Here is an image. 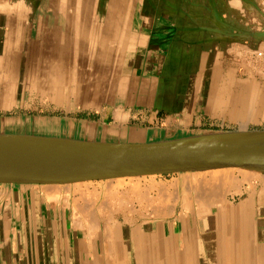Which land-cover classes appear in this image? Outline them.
Wrapping results in <instances>:
<instances>
[{
	"label": "bare ground",
	"instance_id": "1",
	"mask_svg": "<svg viewBox=\"0 0 264 264\" xmlns=\"http://www.w3.org/2000/svg\"><path fill=\"white\" fill-rule=\"evenodd\" d=\"M53 1L0 0V108H10L25 88L40 93L51 89L58 101L69 92L78 98V90L84 88L89 89L86 95L102 92L110 99L117 90L123 96L116 100L124 101L127 94L137 102L167 105L178 87L184 94V108L177 109L181 121L185 122L191 108L203 109L229 121V126L237 123L239 130H179L176 138L168 139L173 131L127 128L121 122L97 127L68 120L49 124L44 119L37 123V119L18 122L8 118L0 120V136L89 144L202 142L264 153V130L247 129L249 124L264 121V0H57L63 6H77L71 10L66 6L61 12L44 7ZM97 4L103 8L94 14ZM137 6H142L141 12ZM172 6L176 17L188 16L201 29L155 45L148 36L151 30H131L130 23L136 19L165 20ZM28 12L38 14L35 23L22 21ZM201 22L211 26L205 28ZM20 39L28 50L23 66L14 47ZM155 50L158 53L149 64L156 66H148L150 56L145 59L141 54ZM122 115L116 109L115 119ZM18 125L27 130L13 131ZM31 127L42 134L32 135ZM24 147L4 151L0 170L47 166L43 157L49 153ZM237 160L71 182L0 181V264L9 262L5 247L17 220L21 225L16 243L24 245L21 264H264V166ZM16 184L41 185L47 200L56 198V190L73 191L78 193L74 204L81 198L77 206L87 212H55V218H41L38 212L34 216L32 212H8L11 199L4 188ZM90 187L105 189L102 203L97 199L101 193L85 198ZM56 217L61 220L60 229ZM67 221L79 230L80 238L74 248L59 251L57 239ZM165 221L182 224V249L175 244L177 237L165 235ZM152 222L160 228L151 230ZM89 241L95 248L92 255L82 249Z\"/></svg>",
	"mask_w": 264,
	"mask_h": 264
},
{
	"label": "crops",
	"instance_id": "2",
	"mask_svg": "<svg viewBox=\"0 0 264 264\" xmlns=\"http://www.w3.org/2000/svg\"><path fill=\"white\" fill-rule=\"evenodd\" d=\"M52 3H53L52 6H50V7L44 6V7H47L48 9L51 8L54 10H58L59 12H61L62 8H65L66 6L68 7L67 10H69V9L71 10V8L77 9L76 5L75 6H71V5L70 6H68V5L63 6L62 3L57 1V0L53 1ZM145 5H146V3L143 6H145ZM94 7H95L94 8V14L98 13L96 11L97 9L102 10V8H103L101 6V4L100 5H98V4L94 5ZM141 8H142V6H140V7L137 6L136 10L139 9V12H141L140 11ZM169 9L170 10L172 9V12H169L170 14H167L168 17L165 16L166 17L165 20L160 21V18H158L157 21H153L151 19H145L144 18L139 22L136 19V20H134V22L132 21V23H130L131 24L130 25L131 30L132 29L137 30L138 27H140V28L145 27L148 29V31L151 30L150 34H148V36H150V40H154V43H153V41H152V43L155 45V44H166V42H163V41L169 42L172 40H177V39L179 40V38L184 37L188 33V31H192L195 28L201 29L202 25H200L199 22H193L192 20H190L188 18V16L186 18L184 16H182L183 19L176 17L177 16V14H176L177 10L174 8V6L170 7ZM14 12H16V11H14ZM72 13L75 14L76 12H72ZM150 13L151 12H149V15H150ZM12 14L14 15L13 12H12ZM26 14H27L25 16L26 19L25 18L22 19V21L25 24L26 23H35V21L38 19V16H37L38 14H35L34 12H28ZM186 14L188 15V13H186ZM179 20H181V21H179ZM202 23L203 22H201V24ZM140 24H141V26H140ZM162 24H164L165 26ZM203 25L205 26V28L211 26L210 23L209 24L203 23ZM162 26H163V28H162ZM202 33L206 34L204 32H202ZM152 34H153V36H152ZM176 35H177V37H176ZM207 36H212V34H209V35L207 34ZM151 37H153V38H151ZM203 37H205V36H203ZM82 43L84 44V41L80 42V44H82ZM14 47H15L16 51L18 52L19 57L22 59L24 58V52L28 53L27 49H25L26 51L24 50L23 41L20 44L17 42L14 45ZM149 47L151 48V46H149ZM18 49L21 53L18 51ZM29 53H30V51H29ZM156 53H158V52H156V50L152 51L151 53L148 52V54L143 53V54H141V57L146 59V57L150 56V58H149V61H150L152 55H155ZM146 55H148V56H146ZM149 61H147L148 66H156L155 63L153 65H150L149 63H152V61H150V62ZM21 62H22L21 65L23 66L24 65L23 64L24 59ZM19 67L21 68V66H19ZM20 68H17V70H20ZM174 90L175 91H173V94L171 96L172 98L170 99L171 102H170V104H167V105H164L163 103L161 105H156V104H153L151 102H147V103L137 102L134 99V97L132 98V95H131V98L133 100L132 99L130 100V98L128 97L127 94H126V98L124 99V101L121 99L116 100V98H120L122 95V93L117 91V90L113 91L114 94L112 93V95H110L111 96L110 99H106L102 92H100V94L99 93L97 94V92H96L94 94L88 95L89 98H91V99L86 101L85 104L87 103L91 106H94V103H95V105L98 106L96 111H95L97 113V115H98V113H100V116L98 115V120H99L98 122L93 121V120H86V119H82V118L77 119L78 115H75V117H73V118L68 117L67 120L72 121L74 123H84L85 122V123H89V124H92L93 126H97V127H98V124H99V127H103V126H108V125L110 126L112 124H115V122H121L122 126H126L127 128L132 127V128H136V129H142V128L143 129H146V128L147 129H164V130H168V131H173L171 133L172 135H168V139L176 138V134L179 130L212 131L211 129H206L207 126H205V123H204L206 121H220L221 123H226V120L223 119V121H224L223 122L221 117H212L211 115L202 111L203 109L202 110H199V109L194 110V108L190 109V112L192 111L191 114L188 115L185 122L181 123V118L178 116V113L180 110H177V109H181L183 107L184 103H183V99H182L183 96L182 95H184V94H182L183 91L178 87ZM179 93H181V94H179ZM175 94L176 95L178 94V95L175 96ZM20 95H21L20 96L21 98L18 99L10 108H0V112L5 110V113L10 115L9 117L8 116L0 117V120L1 119L2 120L8 119V118L12 121H18V122H19V120H24V115L20 114L18 116H14V114L18 113L17 112L18 110H24V99H23L24 98V90H22L20 92ZM69 95L66 96V94H64V96H66L67 98H64V96H63V101L57 100L58 103L61 102L64 105H69L71 103V100H73V103H75V102L77 103L78 98H75L76 96L72 95V93L70 94V92H69ZM71 97H72V99H71ZM66 100H67V102H66ZM120 100L122 102L120 104H118L117 102H119ZM115 102H116V104H115ZM116 109L121 110V112L123 114L122 119H119V120L115 119ZM68 110H69V112L73 111V110H71V107H69ZM108 120H110V123L106 124L105 122ZM186 121L189 123H187ZM18 122H16V123H18ZM145 122L150 123L151 125H146ZM227 122H229V121H227ZM234 124H237V123H234ZM20 127L21 126L18 125L19 129L13 130V131L18 132V133H24V129H23L24 126H22V128H20ZM216 131H219V130H216ZM155 140H158V139H155ZM93 189H94V192H93ZM93 189L90 187L87 189L88 192H86V191L84 192L85 198H87V196H88V198L95 196V195H92L95 192H97L99 194L101 193L100 197H98L97 199H98L99 203H102V200H104V198H103L104 195H102V194H104L105 189L103 187H93ZM0 190H2L1 187H0ZM4 190L10 194L9 198L11 199L10 200V208H9L8 212H32L33 216H34V214H36L38 212V214L41 218L47 217L48 215L52 216V218H55V212H84V211L87 212L86 210L83 211L80 207L77 206V204H80V201L82 203V200L80 197H79L80 199H77L78 203L74 204L73 201L75 200V198H78V196H77L78 193H75L73 191L65 192V190H63V189L56 190L55 192H58V193H54L55 196L57 195L56 198L54 197L55 200L54 199L47 200L45 197V192L42 190L41 185H39V184H22V185L16 184V185H12L11 187L10 186L5 187ZM133 200L135 201V196L133 197ZM115 210H116V212H120L119 209L115 208ZM94 212H102V211L96 209V211H94ZM103 212H104V210H103ZM113 212H115V211H113ZM59 221L61 222V220L56 217V225L58 226V229H60V227H61V223H59ZM19 223H20V221L17 220L15 228L12 226L10 229V236H11L12 242L10 241L8 243L9 247L8 246L5 247L6 256L8 257V261H9V262H6L5 264H19V263L21 264V263H24V252H23L24 251L23 250L24 245L18 246L16 243V235L18 232L17 229L21 225V223H20V225H19ZM182 227L183 226L179 221L176 222L175 224H171V225L168 221L164 222L165 235L169 236V237H172V236L175 238L177 237L175 244H176V246L180 244L179 246H177V248L179 247L178 248L179 250L182 249L183 245H184V243H183V228ZM158 228H160V227L158 226V224L156 222L151 223V230H157ZM78 233H79V230L78 231L75 230V228L72 226L70 221L69 222L67 221V225H66L64 231H62V230L60 231V235H59L60 237H58V239H57V246L59 247L57 249L59 251H61L64 247L74 248L75 247L74 242H76L78 240V238H80V234H78ZM64 242H66V243H64ZM171 245H172V243H171ZM82 249L84 251V254L86 253L88 255H92L95 253V248H94V245L92 244L91 241H89L88 244L86 245V247H84ZM4 260H6V259H4Z\"/></svg>",
	"mask_w": 264,
	"mask_h": 264
},
{
	"label": "water",
	"instance_id": "3",
	"mask_svg": "<svg viewBox=\"0 0 264 264\" xmlns=\"http://www.w3.org/2000/svg\"><path fill=\"white\" fill-rule=\"evenodd\" d=\"M25 146V147H24ZM10 147L29 149L49 155L47 166L30 169L18 166L0 170V181L71 182L124 174L165 172L197 166L226 165L242 158L240 164L264 166V153L243 147H222L202 142L155 144H89L76 141L30 139L0 136V159ZM5 151V152H4ZM9 161L13 158L6 157ZM13 173H6V172Z\"/></svg>",
	"mask_w": 264,
	"mask_h": 264
},
{
	"label": "rangeland",
	"instance_id": "4",
	"mask_svg": "<svg viewBox=\"0 0 264 264\" xmlns=\"http://www.w3.org/2000/svg\"><path fill=\"white\" fill-rule=\"evenodd\" d=\"M32 90V91H31ZM89 89H79L80 95L78 96L77 103H73V100H71V103L69 105H65L63 103H58L57 99H54L53 92L51 89L41 92L40 90L37 91L35 88H25L24 90V110H18L14 116L18 115H24V119L29 120H36L35 122L39 123L40 121L47 122L49 124H53V122H59L67 120L68 117H75V115H78L77 119H86V120H93V121H99L98 115L100 116V113L95 112L97 109V105L91 106L89 104H85L86 101H88L89 96L84 94V92L88 91ZM82 91V92H81ZM78 92V93H79ZM31 93V94H30ZM45 93V94H42ZM69 95L68 93L66 96ZM29 96V97H28ZM32 96V98H31ZM41 96V97H40ZM64 96V98L66 97ZM67 98V97H66ZM77 98V97H76ZM72 99V97H71ZM70 100V99H69ZM64 107H71L72 112H69L67 108ZM4 116H10L5 113L4 111L0 112V117ZM12 116V115H11ZM108 116V115H107ZM51 118V119H50ZM55 120V121H54ZM106 124L110 123V120L105 122ZM183 123V121H181ZM205 126H207L206 129H211L212 131H237L239 130L238 124H231L229 126V122L227 123H221L220 121H206L204 122ZM203 123V124H204ZM146 125H151L150 123L145 122ZM155 124V123H154ZM227 124V125H226ZM247 129L249 130H264V121L260 124H249ZM24 130H27L24 128ZM29 130H34L33 127H31ZM32 135H39L42 134L39 130L32 131ZM96 184L97 182H92Z\"/></svg>",
	"mask_w": 264,
	"mask_h": 264
}]
</instances>
